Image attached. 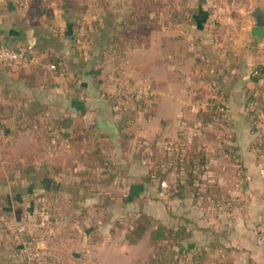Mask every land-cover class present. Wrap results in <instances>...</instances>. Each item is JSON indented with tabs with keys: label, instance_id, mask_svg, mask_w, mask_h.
<instances>
[{
	"label": "rangeland",
	"instance_id": "1",
	"mask_svg": "<svg viewBox=\"0 0 264 264\" xmlns=\"http://www.w3.org/2000/svg\"><path fill=\"white\" fill-rule=\"evenodd\" d=\"M87 1L92 5V12L83 26L75 24L76 32H80L75 47L84 58L89 56V60H94L93 73L85 80L79 76L71 80L77 87L83 80L103 86L105 101L116 108L119 134H99L80 143L72 134L79 126H74L70 133L62 117L49 114L50 110L47 112L41 106L26 104L18 112L26 111L21 130L24 133L34 128L38 152L43 153V157L13 156L11 140L0 153L4 155L0 157V168H5L0 171V182L26 180L49 187L59 183L58 190L52 189L58 194L60 204L64 202L59 206L60 212L65 214L66 206L72 207L66 205L70 195L75 218L66 221L60 216L56 228L71 229L75 234L81 231L91 243L98 242L97 233L102 230L106 231L107 239L109 235L113 239L116 234L117 240L122 237L124 245L127 243L138 251L139 264H236L238 260L242 264V254L234 255L227 247V225L228 218L245 210L248 186L243 161L234 155L238 145L233 136L235 130L226 124L229 121L227 108L221 104L222 92L219 95L215 91L217 87L210 85L207 55L196 64L192 61L189 75L182 73V54L189 47V43L182 40V12L188 15V21L189 14L198 5H204L212 16L216 35L222 38L221 33L227 29L235 42L234 38L240 40L241 34L255 25V15L264 13V0H159L155 13L150 14L139 10V5L144 6L146 0L142 3L141 0ZM104 7L107 12H100ZM151 10L150 4L148 11ZM132 18L139 22L135 29L127 28ZM174 18L180 21L169 22ZM132 36L139 40L137 49L140 51L154 45L157 51L162 50L168 73L166 82L179 90L181 99L176 98L177 101L182 103V85L188 88V105L182 109L180 104L176 120L162 122L159 129L154 128L150 113L151 105L160 99L154 82L140 74L129 76L123 64V53L130 46L122 51L123 48L112 41L119 37L120 42L127 45ZM256 41L261 45V53H257L264 56V39ZM44 59L49 65L54 64L51 56ZM14 99L15 104L19 100L23 102L18 97ZM219 104L226 109H217ZM7 114L11 113L7 111ZM153 147L157 148L154 157ZM192 149L193 163L182 165L179 171V163L183 164ZM199 150L206 155L207 163L203 166L196 157ZM17 164L35 172H18ZM150 169L153 170L152 182L133 197L131 188L143 183ZM157 172L166 174L164 182ZM179 184L183 187L181 197L178 196ZM8 192L7 188H0V198H6ZM11 192L14 194L17 190L13 188ZM128 198L134 199L128 201ZM3 202L0 199V205ZM142 217L149 220L148 231L138 244H131L130 233ZM159 226L175 231L182 229L185 233L170 243H153L150 233Z\"/></svg>",
	"mask_w": 264,
	"mask_h": 264
},
{
	"label": "crops",
	"instance_id": "2",
	"mask_svg": "<svg viewBox=\"0 0 264 264\" xmlns=\"http://www.w3.org/2000/svg\"><path fill=\"white\" fill-rule=\"evenodd\" d=\"M88 5L86 11L91 14L92 5L87 0H0V38L18 46L32 45L44 57L51 56L53 63L60 61L57 71L50 70L45 59L20 70L0 68L2 123L19 125L20 122L15 121L24 120L26 111L18 112L27 104L36 108L41 106L47 112L50 110L49 114L62 117L70 133L74 126H79L72 134L80 143L97 138L99 134H119L118 114L116 108L105 101L103 86L84 81L93 73L94 60L80 55L74 45L77 41L72 40L73 32L77 30V15ZM99 11L105 13L107 9L104 7ZM260 14L255 15V23ZM189 16L186 21L188 15L185 13L182 21V40L189 43L186 53L182 54V73L189 75L192 72V61L196 64L205 60L204 55L209 58L210 85L217 87L224 97L222 104L227 108V121L235 130L233 136L238 145L234 155L243 161L248 186L245 210L228 218L227 247L234 255L242 254V264H264V136L261 135L264 133V73H258V67L264 66V56H260L261 45L256 41L264 38L252 36L255 25L246 31L243 28L245 32L240 40L234 38L235 42L227 29L219 38L211 24L212 16L202 4ZM133 21L132 18L127 28L135 29L131 25ZM135 37H130L125 46L137 45L139 40ZM123 54L129 76L133 78L140 74L155 84L160 99L157 115L152 119L154 128L159 129L165 121L174 122L180 104L183 109L189 103L188 88L182 85V103L177 101L176 98L181 99L179 90L166 82L168 73L162 50L157 51L154 45L144 51L130 48ZM76 76L84 78L79 87L72 84L71 79ZM14 97L24 103L19 100L15 104ZM39 118L44 119V116ZM2 134L0 132V153L13 140V156L43 157L30 130L19 132L15 137ZM17 165L16 171L21 172ZM4 169L2 166L0 171ZM0 186L9 190L6 198H0L5 202L0 205V264H26L30 256L36 258V264H139L138 251L127 243L124 245L122 237L117 240L116 234L113 239L110 235L107 239L106 231L102 230L97 233L98 242L91 243L81 231L75 234L71 229L56 228L60 216L66 221L75 218L70 195L66 205L72 207L66 206L65 214L60 212L59 206L64 202L60 204L58 194L55 195L52 189L58 190L59 183L49 187L42 182L19 180L0 182ZM137 187L131 188L133 192ZM13 188L17 190L14 194Z\"/></svg>",
	"mask_w": 264,
	"mask_h": 264
},
{
	"label": "trees",
	"instance_id": "3",
	"mask_svg": "<svg viewBox=\"0 0 264 264\" xmlns=\"http://www.w3.org/2000/svg\"><path fill=\"white\" fill-rule=\"evenodd\" d=\"M142 2H143V0H141V3ZM144 3H146V4H144L145 7L143 5H141V7H140V5H139V8H140L139 10L141 12L145 13V14H150V13L154 12L155 8H157V3H159V0H149V1L146 0V1H144ZM150 4L153 6V10H151V12L148 11V7H149ZM88 8H89V5L85 7V11L78 13V15H77L78 18H77V23L76 24H79L80 23L82 25V22H83L84 18L88 14H90L89 12L86 11ZM184 13L185 12H182V21H184V16H185ZM178 21H180V20H178L177 18H174L173 20H171L169 22H171V23L175 22L176 23ZM138 24H139V22L133 21L131 25H133V27L136 28ZM159 28H162L161 27V24H160V27ZM73 33L74 34L72 35V40L73 41H77V38H78L77 37V33H80V32L79 31L78 32L74 31ZM112 41H114V43L118 47L120 46L121 48H123L122 51L126 49L125 43L123 41H122V43L120 42L121 41V38L114 37L112 39ZM137 46L138 45L133 44V46H130V48L131 49H137ZM22 47H27V46H22ZM54 64L56 65V70L55 71H57L58 68H59V64H60L59 59L57 61L55 60ZM258 73L259 74L264 73V67L263 68H258ZM215 91H216V93H218L220 95V92L221 91L219 89H217ZM215 96H218V95H215ZM219 98H220V96H219ZM223 98L224 97H222V99ZM221 104H222V102H221ZM221 104H219V107H217V109L219 108V109H224L225 110L226 108L224 106H223L224 107L223 108L221 106ZM157 108H158V102H157V104L151 105V110H150L151 119H153L154 117H156V115H157ZM213 110H215V109L213 108L212 111ZM3 113H4L3 109L0 108V115L3 114ZM1 120H3V119L0 117V132L3 133L2 134L3 136H5V134H6L7 137H15V136L18 135L19 132H22L21 129H22L23 125H24L23 124L24 120H22V119L21 120L20 119H16L15 123L20 122L19 126H17L16 128H15L16 125L14 126V124H4V123L1 122ZM226 124H228V123H226ZM28 130H30L32 132V135L37 140V133H36V131H34V128H29ZM7 131H10V133H6ZM152 151L154 152V155L152 157H154L155 154H157V148H154L153 147L152 148ZM193 152L194 151L192 149L191 152H190V154L185 156V159L183 160V164H182V161L179 163V165H178V170L179 171L182 170V165L185 167V166H190V164L193 163V161L191 159L193 157V155H194ZM152 157H151V160L154 162L155 160H153ZM196 157H197V159L199 161L198 164L200 166H203V165H205L207 163L206 155H205V153L203 151L199 150V152H197V154H196ZM17 168L20 169V171L22 173H26V174H33L35 172L34 170H29V169L24 172L21 165H17ZM188 169L189 168H186L187 171H188ZM157 174L160 175V176H162L161 181L164 182L165 181L166 174H163L162 175L161 173L159 174V172H157ZM152 179H153V170L150 169L149 170V175L144 179V182L142 184H140V186H138L137 188H135L134 189V192L132 190V196L133 197L134 196H137L139 192H142V191L146 190V185L149 184L150 182H152ZM191 184H192V182H191ZM182 190H183V187H182L181 184H179V186H178V196L179 197L182 196ZM131 199H134V198H131ZM131 199L128 198V201H132ZM147 224H149V220L147 218H144V217L140 218V220L138 221V223L136 224V226L133 228V230L131 231L130 236L128 238V240H129V242L131 244H134V245L135 244H138L143 239V237L145 236L146 232L148 231V225ZM181 233L183 235V233H185V230L180 229V230L175 231V230L169 229V228H167L165 226H159V227H157V228H155L154 230L151 231V233H150V239H151V241L153 243H155V242H158V243L159 242L160 243H170L172 240L177 239L178 235H180ZM190 248L191 249H194V246H190Z\"/></svg>",
	"mask_w": 264,
	"mask_h": 264
},
{
	"label": "built area",
	"instance_id": "4",
	"mask_svg": "<svg viewBox=\"0 0 264 264\" xmlns=\"http://www.w3.org/2000/svg\"><path fill=\"white\" fill-rule=\"evenodd\" d=\"M46 56V55H45ZM47 57V56H46ZM45 57L32 45L18 46L7 39L0 38V68L12 67L16 70L30 67ZM49 69L56 70V65H49ZM26 264H36V258L30 256Z\"/></svg>",
	"mask_w": 264,
	"mask_h": 264
},
{
	"label": "water",
	"instance_id": "5",
	"mask_svg": "<svg viewBox=\"0 0 264 264\" xmlns=\"http://www.w3.org/2000/svg\"><path fill=\"white\" fill-rule=\"evenodd\" d=\"M252 36L256 38H264V14L256 17V23L252 30Z\"/></svg>",
	"mask_w": 264,
	"mask_h": 264
}]
</instances>
